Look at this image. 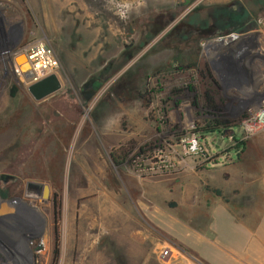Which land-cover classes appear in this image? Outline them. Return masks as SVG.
Here are the masks:
<instances>
[{
	"label": "rangeland",
	"instance_id": "rangeland-1",
	"mask_svg": "<svg viewBox=\"0 0 264 264\" xmlns=\"http://www.w3.org/2000/svg\"><path fill=\"white\" fill-rule=\"evenodd\" d=\"M237 1L254 19L264 18V0L7 3L2 23L9 45L0 44V176L17 181L6 186L0 180V196L15 183L25 191L28 182L49 185L51 196L36 200L30 225L0 226L13 252L0 243V264H53L56 227L57 264H165L161 253L168 248L176 251L173 264L185 260L188 250L164 227L210 226L219 201L240 219L263 210L264 183L258 180L264 176V130L248 139L242 123L258 110L264 87L215 78L221 87L215 93L221 112L215 115L204 84L191 83L194 72L153 79L156 68L181 67L170 49L178 40L167 37L171 19L173 26L183 19L207 26L217 7ZM123 3L132 5L126 20L117 14ZM38 40L55 50L62 83L42 101L19 83L12 64ZM204 56L201 65L209 63ZM190 84L195 92L184 91ZM142 88L147 93L136 95ZM177 89L183 93L169 97ZM217 116L232 126L204 131ZM193 139L196 150L188 145ZM121 149L129 155L117 164L113 154ZM55 201L61 204L58 226ZM14 213V205L1 204L0 217ZM31 238L44 246L37 258L29 250Z\"/></svg>",
	"mask_w": 264,
	"mask_h": 264
},
{
	"label": "crops",
	"instance_id": "crops-1",
	"mask_svg": "<svg viewBox=\"0 0 264 264\" xmlns=\"http://www.w3.org/2000/svg\"><path fill=\"white\" fill-rule=\"evenodd\" d=\"M253 22L256 26L248 31L218 34L200 41L201 58L205 54L209 66L214 62L213 74L221 71L214 76L218 81L226 75L242 86L258 81L264 87V18H252L248 23ZM248 177L255 180L250 172ZM258 181L264 183V176ZM250 214L256 216L240 219L233 207L219 201L212 209L210 226H178V230L164 227L188 250L185 260L173 264H264V205L263 210Z\"/></svg>",
	"mask_w": 264,
	"mask_h": 264
},
{
	"label": "flooded vegetation",
	"instance_id": "flooded-vegetation-1",
	"mask_svg": "<svg viewBox=\"0 0 264 264\" xmlns=\"http://www.w3.org/2000/svg\"><path fill=\"white\" fill-rule=\"evenodd\" d=\"M252 18L253 17L250 10L237 1L234 4L228 6L217 7L216 12L209 15V22H207V26H202L200 23L188 24L184 22V19L173 26L172 24L176 22V19H171L166 26V29H168L167 37L177 39L178 44L174 45L170 49L173 52H176L175 54L177 58L180 60L182 59L186 65L174 71L166 70L167 72L164 71L166 68H156V70H153V79H156L159 76H162V78L166 79V77H171L177 73H183L186 75L192 71L195 73V81H192L191 83L197 84L200 81L202 82L203 77L201 76L200 69L198 70L197 68H194L192 65H190L194 64L197 58L198 60L200 59V41L202 38H211L218 34L248 31L256 26L254 22L250 24L248 23ZM205 65L209 66L207 63ZM169 68L170 66H168L167 69ZM210 70L212 71L211 67ZM97 84L98 82L95 80L92 81L88 87L90 88ZM204 87L207 88L205 85ZM184 91L195 92V87L193 84H190L189 88ZM135 93L138 96L144 95L147 93V88L137 90ZM181 93H183V91L177 89L170 92L169 97L179 95ZM16 181L17 180L15 178L13 182ZM7 184L4 185L8 186ZM2 203L14 205L15 213L9 214L5 217H0V226H9L10 228L27 226L30 225L31 220H33L31 215L34 216V214H37L36 208L34 206L36 200L27 199L25 197V191L20 190L18 184L16 183L14 186L9 188L5 187V191H3L2 195L0 196V207ZM10 240L11 239L6 235L5 229L0 227V243L5 246L8 253L12 255L13 252L7 246V244L10 243ZM28 245L30 252L35 256V258H37L38 249L41 247V245L38 246L36 239L33 240V238L30 239Z\"/></svg>",
	"mask_w": 264,
	"mask_h": 264
},
{
	"label": "built area",
	"instance_id": "built-area-1",
	"mask_svg": "<svg viewBox=\"0 0 264 264\" xmlns=\"http://www.w3.org/2000/svg\"><path fill=\"white\" fill-rule=\"evenodd\" d=\"M11 0H0V44L1 45H9V36L4 35L5 30L3 28V18L4 13L3 9L9 3ZM24 55L26 57V62L29 64L30 69L26 73L22 72L20 67L16 64L15 60L21 56ZM13 72L19 81V83L25 87H30L31 85H34L45 78L58 74L60 69V61L58 59V56L53 48L45 44L43 41H34L30 44H28L21 53L16 54L13 56ZM264 108V98L259 100V108ZM255 112L249 113V117L243 121L242 128L244 131V134L246 138H251L254 135H256L259 132H262L264 129L254 131V133L250 134L249 131H246V129L254 128L255 127V121L253 120V114ZM188 145H190V149L196 150L198 149V142L196 139H193ZM175 250L168 248L165 249L161 253V259L165 264L171 263L173 260H175Z\"/></svg>",
	"mask_w": 264,
	"mask_h": 264
},
{
	"label": "trees",
	"instance_id": "trees-1",
	"mask_svg": "<svg viewBox=\"0 0 264 264\" xmlns=\"http://www.w3.org/2000/svg\"><path fill=\"white\" fill-rule=\"evenodd\" d=\"M181 67H184V61L179 59ZM194 68H197L198 70L200 69L201 71V76L203 77L202 83L207 87L206 90L204 91V99L206 100L207 103V108L210 109L215 115L220 113V109L216 106L215 103V93L219 92L221 90V87L217 80L214 77V74L210 70V67L207 65H201L198 58L194 64H190ZM15 91H17V88L15 87L14 90L12 91V97L15 95ZM232 126V122L228 120H224L221 117L214 118L208 122H206V127L205 130L208 133L212 132H217L221 130L228 129ZM129 155V152L126 151L125 149H121L117 151L116 153L113 154L114 160L116 161L117 164H121L122 161H125L127 156ZM215 195L218 197L222 196V192L219 190L215 191ZM60 212H61V204L58 201L54 202V218H55V223L56 226H58V221L60 218ZM54 238H55V248L53 251V264H57L60 258V233H59V228L56 227L54 229Z\"/></svg>",
	"mask_w": 264,
	"mask_h": 264
},
{
	"label": "water",
	"instance_id": "water-1",
	"mask_svg": "<svg viewBox=\"0 0 264 264\" xmlns=\"http://www.w3.org/2000/svg\"><path fill=\"white\" fill-rule=\"evenodd\" d=\"M23 61V63H21ZM16 64L20 67L21 71L26 73L29 71L30 66L26 62V57L24 55L19 56L15 60ZM62 89V83L59 77L54 74L51 75L44 80L31 85L28 88L30 95L33 97L35 101H42ZM0 180L7 184L15 180V177L4 175L0 176ZM51 196V189L50 186L44 183H37V182H28L26 184L25 189V197L28 199L33 200H41V201H48ZM43 245L38 249V252L43 249Z\"/></svg>",
	"mask_w": 264,
	"mask_h": 264
},
{
	"label": "clouds",
	"instance_id": "clouds-1",
	"mask_svg": "<svg viewBox=\"0 0 264 264\" xmlns=\"http://www.w3.org/2000/svg\"><path fill=\"white\" fill-rule=\"evenodd\" d=\"M132 5L130 3H123L118 9L117 14L121 19H128L129 14L131 12ZM253 120L255 121V127L246 129L250 134L254 133V131H258L264 129V108H260L253 114Z\"/></svg>",
	"mask_w": 264,
	"mask_h": 264
}]
</instances>
